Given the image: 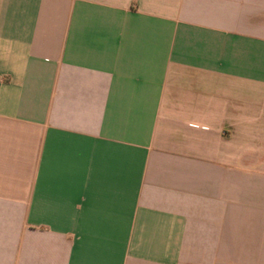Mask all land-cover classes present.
Listing matches in <instances>:
<instances>
[{
  "label": "crops",
  "instance_id": "crops-1",
  "mask_svg": "<svg viewBox=\"0 0 264 264\" xmlns=\"http://www.w3.org/2000/svg\"><path fill=\"white\" fill-rule=\"evenodd\" d=\"M0 264H264V0H0Z\"/></svg>",
  "mask_w": 264,
  "mask_h": 264
}]
</instances>
